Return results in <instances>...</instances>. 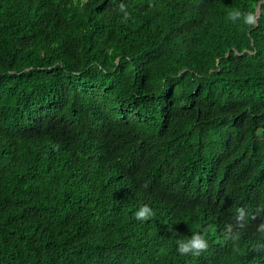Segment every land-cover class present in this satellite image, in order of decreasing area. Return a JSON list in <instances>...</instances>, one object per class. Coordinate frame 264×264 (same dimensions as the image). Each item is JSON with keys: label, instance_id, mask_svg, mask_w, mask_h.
Here are the masks:
<instances>
[{"label": "trees", "instance_id": "16d2710c", "mask_svg": "<svg viewBox=\"0 0 264 264\" xmlns=\"http://www.w3.org/2000/svg\"><path fill=\"white\" fill-rule=\"evenodd\" d=\"M263 1L0 0V264H264Z\"/></svg>", "mask_w": 264, "mask_h": 264}, {"label": "clouds", "instance_id": "9594fccd", "mask_svg": "<svg viewBox=\"0 0 264 264\" xmlns=\"http://www.w3.org/2000/svg\"><path fill=\"white\" fill-rule=\"evenodd\" d=\"M120 11L124 13L123 19L127 21L129 18V13L125 11L123 5L120 6ZM227 19L233 23L237 21L240 22L242 26L248 27L253 26L256 22V15L252 11L242 12L240 9H232L227 13ZM135 219L138 221H145L148 220L152 215V209L147 205L141 206L135 213ZM261 231H264V226L261 227ZM179 247L177 249L178 252L181 254H186L191 250H204L207 247V242L198 233H193L189 239L177 241ZM198 254V252L196 253Z\"/></svg>", "mask_w": 264, "mask_h": 264}, {"label": "water", "instance_id": "95a60500", "mask_svg": "<svg viewBox=\"0 0 264 264\" xmlns=\"http://www.w3.org/2000/svg\"><path fill=\"white\" fill-rule=\"evenodd\" d=\"M262 3H264V1ZM258 15H260V6L258 7Z\"/></svg>", "mask_w": 264, "mask_h": 264}]
</instances>
